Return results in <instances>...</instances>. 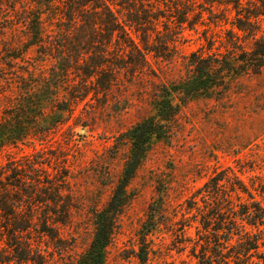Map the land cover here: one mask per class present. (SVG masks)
I'll return each mask as SVG.
<instances>
[{
    "label": "rangeland",
    "instance_id": "374dc122",
    "mask_svg": "<svg viewBox=\"0 0 264 264\" xmlns=\"http://www.w3.org/2000/svg\"><path fill=\"white\" fill-rule=\"evenodd\" d=\"M140 2L134 15L148 9ZM240 3L237 9L217 4L212 13L195 7L184 29L160 4L165 17L157 25L170 43L160 41L162 46L152 34V50L144 51L145 64L133 72L129 48L114 37L109 56L115 64L92 72V52L64 51L59 62L51 58L58 53L51 44L64 43L55 20H45L47 35L40 42L51 56L42 55L39 45L29 47L26 26L0 0V125L21 124L25 135L0 144V264L80 262L130 158L128 130L156 114L164 88L198 79L200 63L192 62L193 54L234 64L264 34L262 11L248 0ZM128 33V40L138 41ZM81 84L88 92L83 100L69 93ZM31 86L43 104L30 124L16 103ZM172 98L180 102L177 92ZM184 99L165 136L152 138L126 186L105 264H198L192 252L203 216L215 206L237 207L249 199L239 187L256 194L254 186L264 181V65L258 72L227 74L219 89ZM150 213L156 225L146 232ZM143 250L147 263L138 258Z\"/></svg>",
    "mask_w": 264,
    "mask_h": 264
},
{
    "label": "trees",
    "instance_id": "16d2710c",
    "mask_svg": "<svg viewBox=\"0 0 264 264\" xmlns=\"http://www.w3.org/2000/svg\"><path fill=\"white\" fill-rule=\"evenodd\" d=\"M248 1L264 14V0ZM5 2L26 26L27 36L30 38L29 47L39 45L38 49L42 55L51 56V51L42 50L43 45L40 42L47 35L45 20H55L58 27L57 36H62L64 43L59 41L51 44L50 50L56 49L58 52L51 58L59 62L65 59L64 51L67 53L92 52L95 59L91 58L92 65H88L92 72L105 63L109 66L115 64L109 56V47L114 37L122 40L124 45L119 46L129 48L127 66L133 72L141 69L145 64V53L152 50L148 47L149 37L152 34H155L157 43L162 41L167 46L170 41L168 39L163 41L166 39H163V34L160 35L161 31L157 25L160 18L165 17L157 7L160 4L168 9H166L169 12L168 16H172L177 21L179 29L185 28L182 25L195 7L212 13L217 4L233 3L235 9L241 5L240 0H145L148 9H143L144 14L140 16L134 15L135 8L143 5L140 0H64L58 3L56 0H33V4L27 0H5ZM18 4L20 10L17 9ZM248 16L257 17L258 15L250 13ZM247 29L252 35L255 34L252 29L248 27ZM128 30L136 34L138 41L128 40ZM72 37H77L78 43H74ZM238 46L234 43L232 45L234 49ZM155 51L162 56L159 49ZM196 58L200 57L193 54L192 62L200 63V66H196V70L202 77L199 79L197 76L198 79L192 82L190 79L184 80L180 84L172 85L171 89L164 88L163 97L157 102L156 114L145 117L128 130L131 141L130 158L112 190L107 206L99 213L93 238L77 264L106 263L107 248L113 239L117 218L125 205L126 186L144 160L152 138L165 136L164 129L176 119L181 104H186L184 98L190 100L199 93L219 89L225 82L227 74L249 69L254 72L260 71L264 65V34L255 40L251 49L241 50L234 58V64L219 58L207 57L195 61ZM78 61V59L75 61L76 66H79ZM76 68L81 69V67ZM85 86L86 84L73 85L69 91L70 95L83 100L88 94L84 92ZM34 91V86L26 88L16 103V109L22 112L19 116H24L26 120L30 117L28 121L30 124L37 121L36 114H40L43 104L41 98L34 97ZM174 92L178 93L179 103L173 101ZM4 125H0V144L6 141L15 143L25 138L22 131L24 127L21 124ZM239 188L240 192L247 193L249 197L247 201H239L236 204L237 207L229 205L224 211L215 206L209 214L203 216L201 221L203 232L198 234V243L192 252V256L198 259V264H264V181L254 186L256 194L246 191L245 188ZM152 210L154 209L150 207V212ZM150 216V225H146V232L153 230L156 225V220L152 218L153 213H150ZM197 246L198 252H196ZM148 254V251L143 250L138 255L141 263H147Z\"/></svg>",
    "mask_w": 264,
    "mask_h": 264
}]
</instances>
